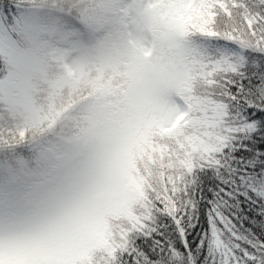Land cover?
<instances>
[{
	"label": "rangeland",
	"instance_id": "1",
	"mask_svg": "<svg viewBox=\"0 0 264 264\" xmlns=\"http://www.w3.org/2000/svg\"><path fill=\"white\" fill-rule=\"evenodd\" d=\"M117 1L95 44L84 41L79 30L63 36L57 26L47 28L38 10L15 27L0 15V57L11 68L0 81V95L25 115L29 126L44 120L33 78L45 69L41 55L47 43L65 72L53 85L55 91L91 80L92 71L99 80L106 70L120 73L127 85L121 91L111 83L103 87L84 138L45 150L40 161L51 162L33 171L23 160L20 172L13 165L0 166L3 264L89 263L90 253L104 245L108 215L120 217L135 150L160 138L157 127L175 106L189 65L176 45L175 30L180 20H196L187 11L191 5L182 0ZM45 168L49 179H44Z\"/></svg>",
	"mask_w": 264,
	"mask_h": 264
},
{
	"label": "snow or ice",
	"instance_id": "2",
	"mask_svg": "<svg viewBox=\"0 0 264 264\" xmlns=\"http://www.w3.org/2000/svg\"><path fill=\"white\" fill-rule=\"evenodd\" d=\"M182 2L198 25L175 30L192 63L145 146L156 180L125 178L102 251L109 264H264V0Z\"/></svg>",
	"mask_w": 264,
	"mask_h": 264
},
{
	"label": "trees",
	"instance_id": "3",
	"mask_svg": "<svg viewBox=\"0 0 264 264\" xmlns=\"http://www.w3.org/2000/svg\"><path fill=\"white\" fill-rule=\"evenodd\" d=\"M117 0H0V15L13 27L20 24V19L27 13L38 10L39 16L44 17L45 26H57L59 33L67 36L69 31L79 30L84 41L98 40L99 34H103L112 15L109 9L117 5ZM185 24H192L197 28L198 21L192 19ZM198 31H193V37H199ZM48 45V43H47ZM43 48L41 58L45 61V69L42 74L34 76L39 93L35 94L37 103L43 108V121L34 126H29L25 115L19 111L16 113L3 102L0 95V166L10 165L15 172L23 171L18 162H28L27 168L33 171L38 166H44L47 162L40 161V156L45 150L59 143L81 141L87 131L88 119L93 109V104L101 97L103 87L111 83L113 87L126 90L127 85H122V74H112L106 70L99 80L96 72L92 71L91 80L77 85L75 88L66 86L60 91H55L53 85L60 80L65 72L61 62H57L48 46ZM188 59V64L192 60ZM8 62L0 57V81L10 73ZM108 72H111L109 74ZM114 81V82H113ZM124 87V88H123ZM207 89L201 88V92ZM51 162V161H50ZM134 168L137 176L141 173L155 182L156 166L151 163V154L144 149H137L133 154ZM38 174V173H35ZM44 179H49L48 172L44 173ZM2 179V177H0ZM4 182V180L2 181ZM106 225V238L102 248L93 250L90 254L91 261L78 264H109L108 257L102 249L108 242V238L118 233L122 225L120 217L108 215Z\"/></svg>",
	"mask_w": 264,
	"mask_h": 264
}]
</instances>
